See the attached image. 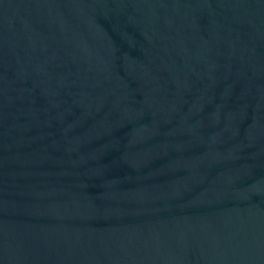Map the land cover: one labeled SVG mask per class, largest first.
I'll list each match as a JSON object with an SVG mask.
<instances>
[{
	"label": "water",
	"instance_id": "water-1",
	"mask_svg": "<svg viewBox=\"0 0 264 264\" xmlns=\"http://www.w3.org/2000/svg\"><path fill=\"white\" fill-rule=\"evenodd\" d=\"M0 264H264V0H0Z\"/></svg>",
	"mask_w": 264,
	"mask_h": 264
}]
</instances>
